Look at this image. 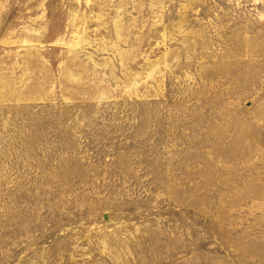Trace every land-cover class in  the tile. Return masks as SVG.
Here are the masks:
<instances>
[{
    "label": "rangeland",
    "instance_id": "1",
    "mask_svg": "<svg viewBox=\"0 0 264 264\" xmlns=\"http://www.w3.org/2000/svg\"><path fill=\"white\" fill-rule=\"evenodd\" d=\"M0 264H264V0H0Z\"/></svg>",
    "mask_w": 264,
    "mask_h": 264
}]
</instances>
